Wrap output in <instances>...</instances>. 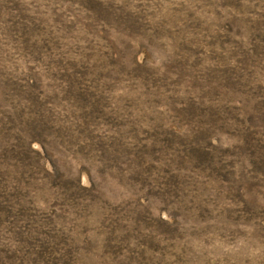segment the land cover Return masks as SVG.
I'll return each instance as SVG.
<instances>
[{
    "label": "rangeland",
    "instance_id": "374dc122",
    "mask_svg": "<svg viewBox=\"0 0 264 264\" xmlns=\"http://www.w3.org/2000/svg\"><path fill=\"white\" fill-rule=\"evenodd\" d=\"M0 264H264V0H0Z\"/></svg>",
    "mask_w": 264,
    "mask_h": 264
}]
</instances>
